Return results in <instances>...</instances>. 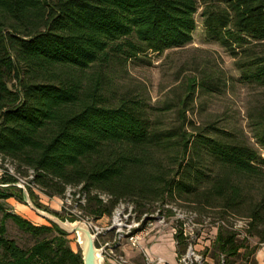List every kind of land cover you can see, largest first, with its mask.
<instances>
[{"label": "trees", "instance_id": "1", "mask_svg": "<svg viewBox=\"0 0 264 264\" xmlns=\"http://www.w3.org/2000/svg\"><path fill=\"white\" fill-rule=\"evenodd\" d=\"M198 12L205 38L228 53L239 75L200 71L184 88L176 123L165 127L143 90L116 96L113 78L140 56L190 44ZM235 82L264 87V0H0V158L24 178L32 171L29 183L49 196L80 186L84 215L110 216L126 197L150 194L239 214L246 201L236 180L264 176V106L249 117L256 146L241 129L199 127L186 117L199 93L220 94ZM27 189L38 208L76 220L42 207ZM11 196L0 189L1 200ZM3 217L38 240L23 250L0 224V264H83L55 225ZM246 218V233L263 226L256 235L264 241V195ZM233 232L217 233L219 264L239 256Z\"/></svg>", "mask_w": 264, "mask_h": 264}, {"label": "rangeland", "instance_id": "2", "mask_svg": "<svg viewBox=\"0 0 264 264\" xmlns=\"http://www.w3.org/2000/svg\"><path fill=\"white\" fill-rule=\"evenodd\" d=\"M195 20L197 27L190 44L182 48L166 50L160 55L149 53L146 56H140L139 60L128 63L113 78V87L117 91L116 96L123 92L139 94L143 90L153 107L154 114L160 116V121L165 127L176 123L177 112L181 109V101L184 97V88L187 83L197 78L200 71L215 67L221 69L229 77L237 78L239 75L235 69L234 60L228 53L218 44L205 38L200 12L195 16ZM262 106H264V87L243 86L235 82L228 90L220 94L201 95L199 93L189 106L190 110L186 112V117L199 127L217 122L221 127L241 129L246 141L256 146L252 138L251 127H249V117ZM163 165L168 164L164 162ZM20 172L18 173L15 166L8 161L0 158V189H8L12 194L8 199H0V224H4L8 239L13 240L23 250H30L38 238L20 230L11 219H5L4 213L16 215L37 227H49L50 225L48 221L30 211L21 200L15 184L21 183L28 186L24 179L26 173L24 170ZM6 175L12 176L16 180L15 184L2 183V178ZM236 182L242 187L246 201L240 207L239 214L225 212L221 208L203 206L192 198H156L153 194L145 195L143 198L126 197L123 202L128 200V203L136 205L137 208L133 215L135 222L131 225L140 223L139 226L131 229V233L148 226L145 223L150 220L152 225L148 226V234L140 242L143 246L145 245L143 248L159 243L162 237L163 240L169 239L174 242L177 264H181L180 259L189 247L195 254L201 256L202 264H219L218 254L214 252L213 245L219 229L227 227L232 232L234 231L238 243L242 245L239 256L228 258V261L232 264H254V254L262 248L259 244L263 242L256 233L262 231L263 226H259L256 232L246 233V217L250 210L262 200L264 176L261 180L241 177ZM75 188L78 190L77 187ZM32 191L36 202L42 207L57 212L64 218H72L67 216V211L63 208L64 206L71 207L66 198V189L63 196H49L37 187ZM100 198L104 202L108 199L104 194H100ZM73 202L74 200L71 204ZM85 212V217L92 225L100 228L110 225L112 213L110 216L96 219L88 211ZM144 212H147V217L141 219ZM113 235L110 232L99 237V243L103 244V242L112 240ZM177 235H180L182 245L178 246ZM53 236L46 237L52 238ZM68 241L73 251L79 250L74 235L68 236ZM96 244L99 247L98 242ZM126 251L137 250L131 249L127 241L123 240L115 254L126 258L129 264H145L143 255L139 251V256L132 259L126 256ZM188 263L199 264L194 259H190ZM102 264H112L110 255L106 254L103 257Z\"/></svg>", "mask_w": 264, "mask_h": 264}, {"label": "built area", "instance_id": "3", "mask_svg": "<svg viewBox=\"0 0 264 264\" xmlns=\"http://www.w3.org/2000/svg\"><path fill=\"white\" fill-rule=\"evenodd\" d=\"M9 170L12 173V170L11 169ZM24 179L27 182L26 184L28 187L32 189L36 188L33 184L29 183V181L32 179V171H30L29 176ZM77 188L78 190H76L75 187L66 188V198L71 207L68 208L67 206L66 207L64 206L63 208L67 211L68 217H73L76 220L83 221L89 226L91 232L96 236V243L98 242L99 247H104L103 257H105L106 254L110 255L112 264H129L126 258H124L121 255L115 254V251L120 248L122 241L126 240L128 246L131 249L137 250L143 255L145 264H168L167 262H165L163 259L160 258L156 260H151L140 243L141 240L148 234V226L152 225L150 220H148L145 223V225L148 224V226L142 227L138 232L131 233L132 228H135L140 225V223L139 224L135 223L133 226L131 225V223L135 222L134 221L135 219H133L135 207L132 203H128V202L124 203L123 201H120L116 205L112 213L110 225L104 228L103 227L100 228L92 225V223L89 222L88 218L85 217L82 209L86 205V201H87L86 194L81 191L80 186ZM71 199L74 200L72 204H71L72 201ZM145 217H147V213L143 214L141 219H144ZM246 222H247L246 223L247 224L246 229H247L248 221L246 220ZM110 232L114 234L113 239L107 242H103V244L99 243V237ZM259 245L261 247H264V241L261 242ZM190 259H194L199 264H202L203 262L201 256L195 254V252L189 247L187 249L186 254L181 257L180 263L189 264L188 261H190Z\"/></svg>", "mask_w": 264, "mask_h": 264}, {"label": "water", "instance_id": "4", "mask_svg": "<svg viewBox=\"0 0 264 264\" xmlns=\"http://www.w3.org/2000/svg\"><path fill=\"white\" fill-rule=\"evenodd\" d=\"M15 186L22 191L23 202L30 211L55 225L65 234H75L83 264H102L104 247H98L96 245V236L91 232L89 226L85 222L80 220H63L48 211L38 208L31 199L29 191L24 184L17 183Z\"/></svg>", "mask_w": 264, "mask_h": 264}, {"label": "crops", "instance_id": "5", "mask_svg": "<svg viewBox=\"0 0 264 264\" xmlns=\"http://www.w3.org/2000/svg\"><path fill=\"white\" fill-rule=\"evenodd\" d=\"M161 238L159 239L161 240L159 243H156V244H153L152 246H148L144 248L147 255L149 256L151 260H156L160 258V259H163L168 264H177L174 242L169 239L163 240ZM144 246L142 244V247ZM125 254L128 258H131V259L139 256L138 251H126ZM253 258H254V264H264V247L259 248L255 252Z\"/></svg>", "mask_w": 264, "mask_h": 264}, {"label": "bare ground", "instance_id": "6", "mask_svg": "<svg viewBox=\"0 0 264 264\" xmlns=\"http://www.w3.org/2000/svg\"><path fill=\"white\" fill-rule=\"evenodd\" d=\"M70 236V235H69ZM74 236H75V234H74Z\"/></svg>", "mask_w": 264, "mask_h": 264}]
</instances>
